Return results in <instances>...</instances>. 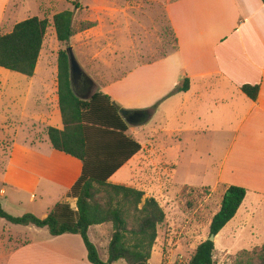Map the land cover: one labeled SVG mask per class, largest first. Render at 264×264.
<instances>
[{"label": "crops", "instance_id": "crops-1", "mask_svg": "<svg viewBox=\"0 0 264 264\" xmlns=\"http://www.w3.org/2000/svg\"><path fill=\"white\" fill-rule=\"evenodd\" d=\"M161 1H166L161 8L174 36V52L149 63L126 66L124 62L117 69L120 78L98 85L99 90L94 87L91 94L107 95L118 109L148 112V121L153 125L148 130L147 142L141 143L140 131L130 129L134 126L127 125L125 133L140 144L141 151L147 146H153L152 150L161 145L167 147L165 140L180 139L183 131L211 133L219 140L222 139L219 136L225 137L220 179L226 176L230 183L235 180L234 186L247 190L235 218L241 210L248 211L246 199L255 198L250 200L264 203V3L262 0ZM99 7L101 15L106 17L126 12L117 8L118 0H99ZM127 22L130 26L133 21ZM133 45L131 41V49L121 48L120 52L129 55L139 52L136 48L132 50ZM51 69V83L30 82L2 89L6 101L0 122V200L7 198L14 207L22 204L31 207L30 213L41 219L59 202L75 206V200L67 199L66 194L83 169L78 159L54 150L47 136L48 128L63 129L57 67ZM184 79L189 80L188 90L177 92ZM243 85L258 86L255 100L241 92ZM171 118L188 127L164 135L158 126ZM22 121L23 143L19 147L15 139L21 134ZM6 130L12 134L8 141L3 135ZM5 142L6 149H1ZM140 153L108 182L131 187L118 181L124 172L139 170ZM111 228L98 225L87 232L97 251H104L102 261L107 259ZM0 249V264H89L81 238L76 235L48 234L39 240H27L7 234L6 238L0 237Z\"/></svg>", "mask_w": 264, "mask_h": 264}, {"label": "rangeland", "instance_id": "rangeland-1", "mask_svg": "<svg viewBox=\"0 0 264 264\" xmlns=\"http://www.w3.org/2000/svg\"><path fill=\"white\" fill-rule=\"evenodd\" d=\"M77 2L79 9H74L73 0H0V35L9 33L15 24L29 18L38 17L48 21L43 49L33 77L0 68V122L6 101L3 87L30 82L51 83V68L56 66L58 52L66 48L55 38L52 17L64 10L74 12V29L85 21L97 23L89 31L75 34L68 43L81 69L95 84L96 90H99L98 85L103 86L120 78L117 69L124 62H127L126 66L136 62H153L174 52L176 48L173 33L161 8L166 1L118 0L120 7L117 8L126 12L119 11V15L114 14L112 17L101 15L99 0ZM128 19L133 21L130 26ZM131 41L134 43L132 50L136 48L140 51H133L130 55L121 53V48L131 49ZM128 55L131 56L130 59L126 58ZM152 125L148 121L130 129L140 131V140L144 143L150 137L148 130ZM158 127L164 135H169L173 130L180 131L188 125L171 118ZM20 128L21 134L18 133L15 139L19 147L23 143L20 139L23 121ZM4 132L8 141L12 134L7 130ZM181 135L180 139H166L167 147L161 145L154 150L153 146L144 148L137 161L139 170L134 173L124 172L123 177L119 178L121 181H118L143 191V199L154 198L165 213L164 222L157 227L154 251L147 264H187L195 248L210 237L209 225L220 208L225 189L230 184L235 185L234 179L230 183L226 176L220 179L219 175L220 160L226 147L225 137L214 139V134H202L200 131H183ZM1 139H4L3 136ZM6 144L7 142L1 149H6ZM250 193V197L253 196ZM8 195H11L10 192ZM21 197L23 200V194ZM250 199L245 202L248 211L241 210L215 237L212 254L214 264H234L240 252L251 251L264 243V203L251 201L255 198ZM0 204L13 217H20L33 210L23 204L14 207L7 198L0 200ZM33 212L40 214L38 211ZM236 226H240L239 230H235ZM7 234L18 235L27 240H39L48 235L44 229L14 226L0 219V237L6 238ZM103 252L98 250L101 259Z\"/></svg>", "mask_w": 264, "mask_h": 264}, {"label": "trees", "instance_id": "trees-1", "mask_svg": "<svg viewBox=\"0 0 264 264\" xmlns=\"http://www.w3.org/2000/svg\"><path fill=\"white\" fill-rule=\"evenodd\" d=\"M77 1L73 0L74 9L80 8ZM73 16V11L64 10L52 17L55 38L66 46L58 52L56 60L63 129L48 128L47 136L54 150L78 159L83 165L80 177L66 194L67 199L75 200V206L59 202L41 219L30 213L13 217L0 204V219L14 226L44 229L51 237L79 236L89 264L118 261L147 264L157 238V227L164 222L165 213L154 198L143 199V191L108 182L128 160L140 153L141 146L125 135L128 126L107 95L95 92L88 100H82L73 93L66 53L68 43L75 34L97 26L94 21H85L74 29ZM47 27L46 19L33 17L0 35V68L32 77ZM188 88L189 80L184 79L176 91L186 92ZM240 90L255 100L259 88L243 85ZM246 194L247 190L239 186L230 185L225 189L220 208L211 219L209 236H217L234 218ZM98 225L112 227L106 261L100 259L87 235L90 227ZM213 251L214 242L207 239L195 248L187 264H214ZM234 264H264V243L251 251L240 252Z\"/></svg>", "mask_w": 264, "mask_h": 264}, {"label": "water", "instance_id": "water-1", "mask_svg": "<svg viewBox=\"0 0 264 264\" xmlns=\"http://www.w3.org/2000/svg\"><path fill=\"white\" fill-rule=\"evenodd\" d=\"M74 13V12H73ZM68 56V65H69V76L70 84L75 96L82 100H88L92 96V91L95 87L93 81L86 76V74L81 69L78 64L71 47L66 49ZM83 83V85H81ZM84 87V90H81ZM81 93H85L84 96H81ZM118 114L124 120L127 125L138 126L146 123L149 119L147 111H129L125 109H118ZM215 239L214 235H211L208 240L213 242Z\"/></svg>", "mask_w": 264, "mask_h": 264}, {"label": "flooded vegetation", "instance_id": "flooded-vegetation-1", "mask_svg": "<svg viewBox=\"0 0 264 264\" xmlns=\"http://www.w3.org/2000/svg\"><path fill=\"white\" fill-rule=\"evenodd\" d=\"M81 85H83V83L81 84ZM85 88L84 87H82V89L81 90H84Z\"/></svg>", "mask_w": 264, "mask_h": 264}]
</instances>
